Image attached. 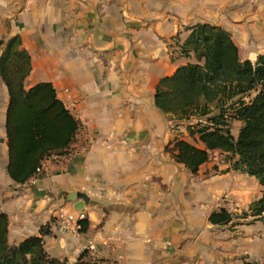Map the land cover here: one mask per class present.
<instances>
[{"label": "crops", "instance_id": "obj_1", "mask_svg": "<svg viewBox=\"0 0 264 264\" xmlns=\"http://www.w3.org/2000/svg\"><path fill=\"white\" fill-rule=\"evenodd\" d=\"M199 23L227 31L241 61L264 54V0H0V54L19 37L30 57L25 89L52 85L79 123L69 147L84 150L68 166L47 163L43 175L14 184L0 79V214L8 218L9 244L43 231L46 253L66 264L84 252L97 264L263 261L264 242L242 231L260 222L217 227L208 218L259 200L264 189L228 165L218 168L211 159L218 152L196 175L175 163L166 151L170 123L154 107L158 82L194 63L179 47ZM61 210L85 217L88 231L59 233ZM257 235L264 238V227ZM101 242L97 253L86 251Z\"/></svg>", "mask_w": 264, "mask_h": 264}, {"label": "trees", "instance_id": "obj_2", "mask_svg": "<svg viewBox=\"0 0 264 264\" xmlns=\"http://www.w3.org/2000/svg\"><path fill=\"white\" fill-rule=\"evenodd\" d=\"M187 31L179 52L194 63L178 67L158 82L154 107L169 122L182 123L193 143L175 138L166 151L192 175L209 162L212 153L220 152L228 157V171L254 178L264 189V54L254 62L241 61L230 34L215 25L199 23ZM29 73L30 57L20 49L19 37H13L0 54V79L8 94L7 174L16 185L32 180L45 159L63 154L79 128L51 84L25 89ZM234 122L240 124L236 137ZM249 217L264 227V194L252 204ZM208 222L225 227L233 223V216L220 209L211 213ZM78 224L80 233L88 231L87 219ZM44 234L11 245L8 218L0 214V264H66L46 253ZM75 264L97 263L84 252ZM241 264H264V256L261 263L244 260Z\"/></svg>", "mask_w": 264, "mask_h": 264}, {"label": "built area", "instance_id": "obj_3", "mask_svg": "<svg viewBox=\"0 0 264 264\" xmlns=\"http://www.w3.org/2000/svg\"><path fill=\"white\" fill-rule=\"evenodd\" d=\"M84 154L83 149H79L76 147H69L63 154L61 155H52L48 159H45L40 163V166L36 169L34 178H37L44 174V171L47 167V163L55 164L56 167L68 166L76 160L80 159V157ZM85 217L81 216L78 221L84 220ZM72 216H66L64 212L61 210L58 218H57V231L59 233H72L78 234L80 233V225L78 224ZM105 242H101L99 244H88L86 251L89 253H97L99 247L105 246Z\"/></svg>", "mask_w": 264, "mask_h": 264}, {"label": "rangeland", "instance_id": "obj_4", "mask_svg": "<svg viewBox=\"0 0 264 264\" xmlns=\"http://www.w3.org/2000/svg\"><path fill=\"white\" fill-rule=\"evenodd\" d=\"M170 125V131H171V136H172V139H184V140H187L189 141L190 143H193L189 138H188V135H187V132H186V129L184 127V125L182 123H177L175 121L173 122H169ZM240 128V124L239 123H235L233 126H232V135L234 137H236L237 135V131L238 129ZM199 145V144H197ZM213 158H216V162L219 164V166H217L218 168L219 167H224L226 165H228V169L230 167L229 165V162H228V157H226L225 154H222L220 152H218V154L216 156H212L211 159ZM258 201V200H257ZM256 202V201H254ZM254 202H251L249 204H239L238 206L236 207H231V210H230V213L232 214L233 216V225H237L239 223H243V224H252L254 222H260L259 220H254L252 217H249V213H250V208L252 206V204ZM221 209V208H220ZM219 210V209H218ZM261 223V222H260ZM262 225V223H261ZM259 230H263V225L262 227L260 226V229H258L257 226L255 225H250L249 226V229H243L242 231L243 232H246V233H251V238L255 241L256 239L259 241V243L261 242H264V238H260L258 235H257V232Z\"/></svg>", "mask_w": 264, "mask_h": 264}, {"label": "water", "instance_id": "obj_5", "mask_svg": "<svg viewBox=\"0 0 264 264\" xmlns=\"http://www.w3.org/2000/svg\"><path fill=\"white\" fill-rule=\"evenodd\" d=\"M33 192H34V194H35L36 196H44V192H38V191H36V190H33ZM74 198H75V194H72V195L70 196L69 200H70V201H73ZM82 200H83V202H87V201H88V199H87L85 196L82 197ZM81 208H82V202H79V203L77 204V206H76L75 209L79 211Z\"/></svg>", "mask_w": 264, "mask_h": 264}]
</instances>
